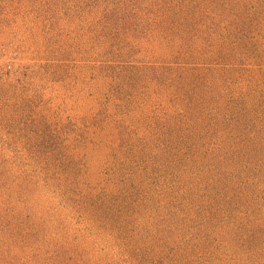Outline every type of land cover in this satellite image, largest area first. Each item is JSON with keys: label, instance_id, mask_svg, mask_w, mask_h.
I'll list each match as a JSON object with an SVG mask.
<instances>
[{"label": "rangeland", "instance_id": "1", "mask_svg": "<svg viewBox=\"0 0 264 264\" xmlns=\"http://www.w3.org/2000/svg\"><path fill=\"white\" fill-rule=\"evenodd\" d=\"M0 264H264V0H0Z\"/></svg>", "mask_w": 264, "mask_h": 264}]
</instances>
